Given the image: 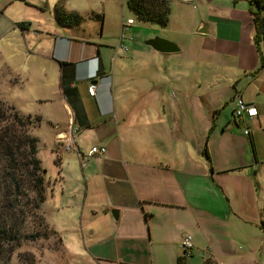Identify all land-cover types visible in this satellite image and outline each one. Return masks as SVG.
<instances>
[{"label": "crops", "instance_id": "obj_1", "mask_svg": "<svg viewBox=\"0 0 264 264\" xmlns=\"http://www.w3.org/2000/svg\"><path fill=\"white\" fill-rule=\"evenodd\" d=\"M107 3L0 4V44L24 59L18 89L35 90L32 102L51 109L33 117L41 124L46 117L58 131L46 205L72 263L179 264L183 237L190 235L193 256L184 264H264V69L254 41L247 50L214 43L240 62L223 101L186 100L175 81L174 54L148 46L153 38L105 39ZM58 5L82 17L81 25L59 26ZM16 30L20 41L12 36ZM64 72L78 112L65 94ZM237 98L257 117L235 120ZM94 147L107 152L88 158Z\"/></svg>", "mask_w": 264, "mask_h": 264}, {"label": "rangeland", "instance_id": "obj_2", "mask_svg": "<svg viewBox=\"0 0 264 264\" xmlns=\"http://www.w3.org/2000/svg\"><path fill=\"white\" fill-rule=\"evenodd\" d=\"M5 1L7 0H0V4ZM166 1L170 4L171 13L169 25L163 28L140 21L128 9V0H108L106 4L108 20L105 28L103 27L105 39L116 41L123 37L135 43H143L152 38H162L176 44L181 49V53L170 57L175 59V81L177 85H180L181 94L185 99L200 102H204L205 99L223 101L225 98L223 93L226 96V93L232 89L228 80L234 77L240 62L236 55L230 53L231 51L225 46V50H221L213 45L218 42L225 45L228 43L233 47L239 45L243 47L242 50L253 47L251 45L254 41L255 28L250 15V0ZM88 3V1L84 2L87 7ZM130 19L135 24L128 33V30L123 31L121 25L126 24ZM87 23L91 25L90 22L87 21ZM200 25L209 30V35H202L198 32ZM101 29L102 26L99 30ZM14 34L18 35L16 37L20 41L21 32L16 30L12 34L13 37H15ZM12 36L8 38H13ZM207 41L212 43L208 48L205 47ZM22 43L19 44L20 51H23ZM9 49L3 43L0 44V104L15 108L17 112L24 117H31L33 121L32 135L40 141L37 157L41 161L42 168L48 171L45 177V182L48 183L47 199L48 190H51L53 185L51 182L49 184L50 178H48L51 172L49 157L56 140H59L58 131L47 124L49 119L46 117H43L42 124L37 123V117H33L34 115H48L46 110L51 107L32 102L31 98L33 94H36L35 90L18 89L17 85L21 86L22 83L17 72L24 71V59L19 58L18 53L15 54ZM135 77L138 75L135 74ZM33 87L38 90L37 87ZM211 87L214 88L212 91L218 88H222L223 91L216 95L215 91L211 93ZM54 152L61 153L60 147L57 146ZM4 168L7 169L5 165H0V204L3 206L10 204L15 208L16 212L10 213L8 218L12 225L17 226L19 235L21 233L41 235V238L36 241H22L7 245L5 255L8 257V264H73L72 257L64 249L61 235L49 223L50 214L46 201L37 211L33 205L29 204L34 201L33 193L27 192L28 197L19 198ZM16 198L22 202L16 203ZM19 210L25 211L26 214L20 213ZM189 264L199 263L197 259H194L190 260Z\"/></svg>", "mask_w": 264, "mask_h": 264}, {"label": "trees", "instance_id": "obj_3", "mask_svg": "<svg viewBox=\"0 0 264 264\" xmlns=\"http://www.w3.org/2000/svg\"><path fill=\"white\" fill-rule=\"evenodd\" d=\"M14 1L27 2V0ZM249 4L255 28L254 43L260 56V69H264V0H250ZM127 6L140 21L163 28L169 25L171 10L166 0H128ZM54 16L59 26L68 28L79 26L84 20L79 15L66 14L61 5L54 9ZM25 25L20 24L18 27L25 29ZM61 66L65 71L67 65L62 64ZM63 85L65 94L78 112L75 91L70 88V81L65 72ZM36 121L40 123L41 118L37 117ZM32 125L31 117H24L15 108L0 104V165H5L7 168L6 170L4 168V172L9 175V181L12 182V187L19 198L28 197L29 192L33 193L34 201L29 204L38 211L46 201L48 183L45 182L47 171L42 168L41 161L37 157L40 141L32 135ZM204 155L209 160L206 151ZM56 164L59 166L58 160ZM15 202L20 204L22 201L16 198ZM13 211L16 212L10 204L4 206L0 204V264L9 263L5 255L7 245L22 241H36L41 238L40 234L21 233L19 235L17 226L12 225L8 218ZM19 212L26 214L23 210ZM184 261L181 259L179 264H184Z\"/></svg>", "mask_w": 264, "mask_h": 264}, {"label": "built area", "instance_id": "obj_4", "mask_svg": "<svg viewBox=\"0 0 264 264\" xmlns=\"http://www.w3.org/2000/svg\"><path fill=\"white\" fill-rule=\"evenodd\" d=\"M135 23L133 20H129L126 24L123 25V31L129 30L131 26H133ZM126 40L123 37L121 38V42ZM97 90V86L93 85L89 88V94L90 96L94 97ZM236 107L237 109L234 112V118L235 120H242L245 118L254 119L257 117V111L253 106H250L246 104L242 98L236 99ZM246 135H249L248 132H246ZM107 152L105 147H94L90 150L88 154V158H94L96 156H103ZM193 250H194V244L193 239L190 235H185L183 237L182 241V259L187 260L193 256Z\"/></svg>", "mask_w": 264, "mask_h": 264}, {"label": "water", "instance_id": "obj_5", "mask_svg": "<svg viewBox=\"0 0 264 264\" xmlns=\"http://www.w3.org/2000/svg\"><path fill=\"white\" fill-rule=\"evenodd\" d=\"M186 1H191V0H186ZM202 34L207 33L205 30L201 31ZM147 45L153 48L156 52L168 55V54H176L180 52L179 47L162 38H155L147 42ZM112 217L115 221L119 219V213L117 211H112Z\"/></svg>", "mask_w": 264, "mask_h": 264}]
</instances>
